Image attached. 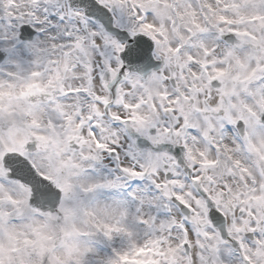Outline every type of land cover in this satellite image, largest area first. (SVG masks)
<instances>
[{
  "label": "snow or ice",
  "instance_id": "6c2138e0",
  "mask_svg": "<svg viewBox=\"0 0 264 264\" xmlns=\"http://www.w3.org/2000/svg\"><path fill=\"white\" fill-rule=\"evenodd\" d=\"M0 264H264V0H0Z\"/></svg>",
  "mask_w": 264,
  "mask_h": 264
}]
</instances>
